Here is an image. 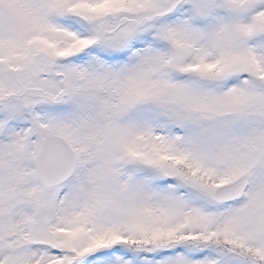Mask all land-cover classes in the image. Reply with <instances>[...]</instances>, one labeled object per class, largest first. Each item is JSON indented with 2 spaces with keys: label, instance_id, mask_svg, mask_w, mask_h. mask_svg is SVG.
Instances as JSON below:
<instances>
[{
  "label": "snow or ice",
  "instance_id": "1",
  "mask_svg": "<svg viewBox=\"0 0 264 264\" xmlns=\"http://www.w3.org/2000/svg\"><path fill=\"white\" fill-rule=\"evenodd\" d=\"M0 264H264V0H0Z\"/></svg>",
  "mask_w": 264,
  "mask_h": 264
}]
</instances>
